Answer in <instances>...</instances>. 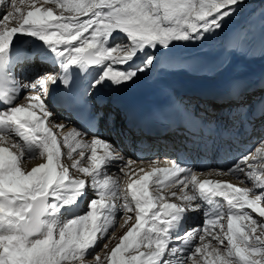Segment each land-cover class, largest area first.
<instances>
[{
  "label": "snow or ice",
  "instance_id": "6c2138e0",
  "mask_svg": "<svg viewBox=\"0 0 264 264\" xmlns=\"http://www.w3.org/2000/svg\"><path fill=\"white\" fill-rule=\"evenodd\" d=\"M243 4L0 0V264H264V137L205 169L243 174L251 186L240 187L182 160L146 170L88 138L95 118L69 128L47 103L56 88L71 110L130 87L175 48L218 35ZM190 213L202 223L188 226Z\"/></svg>",
  "mask_w": 264,
  "mask_h": 264
},
{
  "label": "bare ground",
  "instance_id": "6f19581e",
  "mask_svg": "<svg viewBox=\"0 0 264 264\" xmlns=\"http://www.w3.org/2000/svg\"><path fill=\"white\" fill-rule=\"evenodd\" d=\"M229 39L228 46L222 55L210 61L200 60L192 62L186 56V53L174 49L172 58L162 63L148 78L141 81L137 80L135 84L123 88L121 91H111L110 93L108 90L99 91L101 95L103 94L102 101L97 99L96 103H101L102 106L100 107H104V100L109 102L108 98H110L107 107L119 119L125 114L124 107L132 102L155 105L162 104V102H171L175 97H178L182 98L191 108L197 107L200 112L206 114L205 118L207 120H211L212 126H217L218 121L229 120L228 116L230 113L247 109L246 102L248 101H244L247 92L254 91L259 87L261 89L260 93L264 92V33L257 35L256 39L250 43L247 40H243L240 33H236L234 38ZM261 81L262 85H260ZM105 92L107 95H105ZM57 94L58 92H54L51 96ZM51 96H49L47 103L55 112V119L58 121V118H62L59 115H62L64 111L53 108ZM219 97L228 98L231 104L229 106L221 104L222 106L220 107L212 106L211 104L218 102L217 99ZM239 116H242V112L239 113ZM116 118H112L110 122L114 123ZM61 122L71 128L63 119ZM231 122L235 123L233 119H231ZM111 123H108V121L105 123L110 138L106 139L101 135L97 136L108 140L118 149L121 143L120 131L114 132V124ZM263 126L264 123H258L256 128L261 129ZM98 131L101 130L99 129ZM104 132L105 130H102V133ZM175 141L176 137H169L167 143H175ZM122 144L124 145V142ZM162 144V140H157L150 144V148H162ZM120 153L123 155L121 151ZM139 162L142 163L138 166L150 170L149 161ZM65 163L70 164L71 162ZM31 166L32 164H29V167ZM202 173L207 176L205 171ZM240 175L241 179L245 180V183H240L233 177L212 175L207 176V178L222 179L240 187L251 186V182L247 181L243 174ZM204 176L201 178H204ZM253 215L255 216V214ZM189 217L188 223L193 221L196 224L202 223V218L198 213H190ZM117 234L119 235L120 233L118 232Z\"/></svg>",
  "mask_w": 264,
  "mask_h": 264
},
{
  "label": "rangeland",
  "instance_id": "374dc122",
  "mask_svg": "<svg viewBox=\"0 0 264 264\" xmlns=\"http://www.w3.org/2000/svg\"><path fill=\"white\" fill-rule=\"evenodd\" d=\"M236 33H240L241 38L247 40L249 43L254 41L257 35L264 33V0H244V4L240 7L238 13L231 18V20L225 25L223 31L218 35L206 38L195 46L177 47L175 49L186 53V56L192 62L214 60L222 55L223 51L228 46V38H234ZM152 73L153 71L142 75L138 81L148 78ZM111 91L112 90L108 89L109 93ZM105 95H107L106 92ZM58 122H61V120H58ZM63 151L67 150L63 149ZM63 159L64 162H71L67 160L66 157ZM193 222L196 225L195 221Z\"/></svg>",
  "mask_w": 264,
  "mask_h": 264
}]
</instances>
